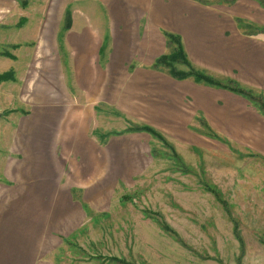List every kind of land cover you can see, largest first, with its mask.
<instances>
[{"label": "rangeland", "instance_id": "374dc122", "mask_svg": "<svg viewBox=\"0 0 264 264\" xmlns=\"http://www.w3.org/2000/svg\"><path fill=\"white\" fill-rule=\"evenodd\" d=\"M66 1L78 3L0 0V75H15L0 82V214L29 227L37 264H264V116L245 99L237 141L207 126L216 139L205 121L167 119L158 93L145 110L129 101L127 78L118 108L98 96L105 75L94 92L81 91L75 39L62 42ZM222 1L168 0L167 8L210 7L243 34L264 37V2ZM142 125L167 146L148 134L101 142L94 133Z\"/></svg>", "mask_w": 264, "mask_h": 264}, {"label": "crops", "instance_id": "0c3cea01", "mask_svg": "<svg viewBox=\"0 0 264 264\" xmlns=\"http://www.w3.org/2000/svg\"><path fill=\"white\" fill-rule=\"evenodd\" d=\"M167 1L78 0L71 9L66 1L62 13L69 9L71 24L62 42L75 39L73 47L78 55L75 70L81 79L80 90L94 92L105 75L107 85L105 91L102 85L99 87L98 96L110 95L109 103L118 108L115 99L120 94L119 80L127 78L130 83L127 98L141 102L143 110L148 97L155 92L161 99L160 113L165 106L169 111L167 119L179 121L180 127H198L202 120L218 134L237 141L246 121L244 98L196 84L192 79L175 80L166 71L161 73L151 67L168 52L163 35L166 31L180 36L194 68L219 81H233L264 95V37L243 34L216 9L182 3L171 9L167 8ZM91 33L96 35L95 41ZM91 57L99 67L94 79L89 67ZM139 97H143L142 101ZM228 129H232L231 133ZM19 220L12 212L0 214V264H37V241L28 226L24 232Z\"/></svg>", "mask_w": 264, "mask_h": 264}, {"label": "trees", "instance_id": "16d2710c", "mask_svg": "<svg viewBox=\"0 0 264 264\" xmlns=\"http://www.w3.org/2000/svg\"><path fill=\"white\" fill-rule=\"evenodd\" d=\"M19 1V0H17ZM234 0H223L225 4H230ZM259 2H264V0H258ZM24 19H22V22ZM240 22L239 20H237ZM71 19H70V12L69 10H66L65 12V24H64V31L70 29ZM164 37L166 38V47L169 49V46L172 48V51H168L167 53L161 55L158 57L152 66L154 70H161L164 68V70H168L167 73L175 80H186V79H192L196 84H203L210 87H215L223 90H227L231 93H234L236 95L241 96L242 98L246 99L248 102H250L259 112L262 116H264V101L262 99L261 95H254L251 90H247L242 88L241 86L235 84L234 82H227L222 83L221 81L215 79L214 77L204 73L203 71H200L193 67V65L190 63V61L187 58V55L184 51L182 41L180 36L164 32ZM170 50V49H169ZM7 56V55H5ZM180 64L186 68H182ZM14 80L13 72L10 70L6 73H3L0 75V82L5 81H12ZM204 123V122H203ZM205 124V123H204ZM205 128L208 130V133L213 138H218L214 133L211 132V130L208 129L207 125ZM98 135L99 140L102 142L103 138H107L108 136H116L120 134H129V133H145L149 136L158 139L161 141L164 145L167 146V143L158 131H156L154 128L146 125L142 126H131L127 127L123 132H109L106 134H99L98 132H94ZM162 229L164 231H168L172 233V230L165 225L162 226ZM112 261L123 264L124 261H121L120 259H112ZM127 264V263H125Z\"/></svg>", "mask_w": 264, "mask_h": 264}]
</instances>
